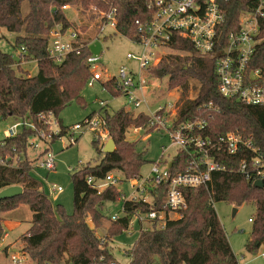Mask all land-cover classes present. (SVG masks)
<instances>
[{"label":"trees","instance_id":"obj_1","mask_svg":"<svg viewBox=\"0 0 264 264\" xmlns=\"http://www.w3.org/2000/svg\"><path fill=\"white\" fill-rule=\"evenodd\" d=\"M24 3L27 13L23 15ZM65 6L76 7L80 14H88L91 19L95 13L115 7V34L134 42L141 37L135 22H146L153 14L150 0H0V28L17 34L13 47L19 51L17 61L0 51V120H29L34 125L33 129L23 128L13 138L0 140V191L12 186L22 189L21 195L0 201V213L20 206L31 211L30 227L20 239L23 252L34 264H110L116 260L109 243L127 230L136 210L145 212L150 205L124 202L125 215L111 221L102 211L106 204L120 200V192L110 185L98 193L87 185L86 179L91 176L103 180L112 172H120L124 181L140 178V170L147 163L146 153L139 152L136 142L126 140L125 135L127 130L135 128L150 133L147 116L122 108L113 113L103 111L102 132L113 140L115 149L111 154H103V146L99 147L93 132L92 146L102 158L94 166H85L70 176L73 191L70 215L61 205L52 204L43 193L41 184L31 173L32 162L26 156L29 139L44 129L39 121L41 115L52 114L58 118L73 102L85 107L82 93L91 78L86 64L89 50L83 47L78 54L70 53L61 63L52 61L47 53V35L54 25L61 24L64 29L73 26L63 11ZM251 6L250 0L223 3L226 18L218 29L221 44L217 50L225 47L227 35L238 29L239 14ZM168 48L177 53L164 56L150 72L156 79L167 78V88L180 92L175 124L205 122L202 136L212 141L238 131L258 149L264 166V105H246L222 97L217 89L215 59L195 55L192 44L186 39L172 34ZM256 55L262 62L264 43ZM30 61L37 63L35 76L17 72L22 62ZM102 88L113 98L120 96L113 79L104 81ZM192 91L195 96L190 98ZM58 126L59 135L52 138L55 141L67 132L61 121ZM251 156L250 152L231 156L220 150L215 161L224 170L212 174L208 187L183 191L187 208L181 218L168 221L163 229L151 228L140 233L125 254L129 264H239L213 207L220 202L236 209L245 204L253 205L245 251L254 254L264 249V179L262 187L257 188L253 181L238 172L242 161L248 164ZM171 162V175L184 173L190 167V154L178 152ZM166 189L164 183L153 192L155 208L163 206ZM103 222H108L109 226L104 236L99 237L96 229ZM3 235L0 220V240Z\"/></svg>","mask_w":264,"mask_h":264},{"label":"built area","instance_id":"obj_2","mask_svg":"<svg viewBox=\"0 0 264 264\" xmlns=\"http://www.w3.org/2000/svg\"><path fill=\"white\" fill-rule=\"evenodd\" d=\"M226 1L150 0V6L153 9L151 19L146 22H135L137 32L141 37L139 41L131 42L138 45L139 52L126 55L128 61L135 62L136 68L129 69L122 66L115 77L107 78V80L113 79L115 91L126 99L127 105H130L135 110L134 112L144 114L140 109L148 108L143 95L147 91L148 79H145L144 76L150 75L148 72L158 59L157 53L160 49L168 48L172 34H177L191 43L195 55L206 59H215L217 89L222 97L235 99L246 105H264V59L259 62L256 55L259 47L264 43V0H250L251 8L242 11L238 16V29L230 32L225 39V47L217 50L221 44L218 29L226 18L223 9V3ZM68 8L69 6L63 7V11ZM93 26L96 29L95 37L85 43L80 42L81 34L75 28L64 29L61 24H55L47 35L48 57L55 63H61L70 53L78 54L83 47L89 50V46L95 42H100V44L101 41L104 42V38L110 36L112 32L116 33L117 9L110 6L106 11L95 13ZM108 30L109 32H107ZM98 56L90 53L86 60L91 72V78L87 82L89 87L93 86L94 82L102 80L101 74L97 71ZM99 104L101 108L106 105L102 101ZM176 107L174 101L159 105L153 111L148 109V114L144 115L148 118L149 128L153 131H164L167 134L177 153L190 154V167L184 173L171 175L169 165H172V162L160 159L153 164L148 177L139 182L130 181L133 195L127 200L121 195L120 200L123 203L149 204L150 208L145 212L136 210L133 213L128 228L124 231L129 234L135 230L139 236L140 233L151 228L163 229L168 221L181 218V213L187 208L183 191L208 187L211 184L212 174L224 170V167L215 161L220 150H224L231 156L250 152L252 154L250 161L247 164L246 160H243L238 172L246 180L253 182L264 179L262 159L251 140H246L238 131H235L220 135L212 141L202 136L206 126L205 122H186L176 125ZM172 112L175 116L172 115L173 119L167 120L166 116ZM52 116V114L41 115L39 118L45 120ZM101 116L97 114L85 118L81 124L74 125L71 128L73 132L70 133V145L76 143L73 134L82 128L92 131L97 128L102 129L104 122ZM23 128L33 129L34 125L29 121L15 120L5 131V138L15 137ZM139 131H141L140 128L133 129L135 134ZM38 138L42 143L46 140V136L42 132ZM36 165L40 169L53 170L55 167L53 155L49 152L45 153L42 160ZM109 175L103 180L87 177V185L100 193L98 183L110 179ZM109 183L115 184L113 180ZM164 183L167 184L165 202L161 208L157 209L153 203V192ZM52 191L59 192L61 188L52 189ZM124 215L122 206L120 214L111 216L110 220L116 221ZM248 222L251 223L252 220L249 219ZM5 257L9 260L8 264H34L22 249L20 251L17 249L7 250ZM110 264L118 263L111 262Z\"/></svg>","mask_w":264,"mask_h":264},{"label":"rangeland","instance_id":"obj_3","mask_svg":"<svg viewBox=\"0 0 264 264\" xmlns=\"http://www.w3.org/2000/svg\"><path fill=\"white\" fill-rule=\"evenodd\" d=\"M21 12L24 15L27 13V5L24 3L21 8ZM69 22L73 24V28L81 34L80 42L88 43L95 37L96 29L94 25V19L88 17V14L82 15L79 13L76 7L69 6L68 10L64 11ZM109 32V30L107 31ZM17 34L10 33L7 30L0 28V51L11 55L14 60L17 61L19 51L13 47L14 39ZM101 53L99 54V62L97 71L101 74V82H94L93 86H85L82 96L85 102V107L82 108L77 103L73 102L68 105L59 114L58 118L54 116L48 117L45 120H39L44 127L39 131L36 136H33L28 141V148L26 151L27 159L32 163V175L41 184L43 193L54 205H61L66 213L70 215L73 211L72 202V185L70 176L73 172L84 168L85 166H94L98 163L102 155L98 154L92 146L94 140V134L96 133V139H98V145L101 148L109 140L107 136L102 135V129L97 128L95 131L82 128V130L75 132L73 137L76 139L74 145H70V133H72V127L76 124H81L85 118L89 115L92 116L102 115L104 110L109 113H113L119 109L130 111L134 114L135 110L127 105V101L124 97L118 96L113 98L102 88V83L107 78L115 77L120 67L125 66L129 69H135L136 64L134 61H128L126 55L128 53L137 54L139 52L138 45L134 44L130 40L111 33L107 36L104 42H101ZM177 52L170 50L169 48L160 49L157 53V61L155 65H158L159 61L168 54H176ZM152 67V68H154ZM151 68V69H152ZM38 68L35 61L22 62L20 69L17 72L28 74V76H35ZM145 79H148L147 91L144 92V98L148 104V108L142 107L140 109L144 114H148V109L153 111L157 106L175 101L177 106L179 91L169 90L167 88V78L156 79L152 73ZM109 80V79H108ZM192 85H197L195 82H191ZM190 98L195 96L192 91L189 93ZM102 101L105 106L101 108L99 102ZM177 113V107L175 108ZM174 112L166 116L167 120H172ZM29 121V120H28ZM58 121H61L62 126L67 128L65 136L53 140V136L59 135ZM15 122V119L8 118L6 120H0V140L5 138V131L7 128ZM31 122V121H29ZM46 127V128H45ZM146 129L133 133L132 129L126 131V140L130 142H136V149L139 152L145 151V159L147 163L140 170V178L136 182L148 177L153 164L157 163L160 159L167 162L176 155L177 150L171 145L169 137L164 131H153L146 133ZM44 133L46 140L42 143L39 141V134ZM37 145V147H35ZM49 152L54 157L55 167L53 170H45L37 167L36 163L42 160L45 153ZM15 158H13V164H15ZM110 179L105 180L103 183L99 182V192L105 190L106 187L111 184L109 181L113 180L115 184L111 185L117 188L120 194L125 200L131 198L133 195L132 184L130 181H124V177L120 172H112L109 175ZM108 182V183H107ZM110 184L108 186H105ZM61 188L59 192H53L52 189ZM123 202L121 200L108 203L103 208L102 214L110 218L115 214H120L122 210ZM214 210L222 225L229 246L238 260L239 264H264V249L260 248L254 254H248L245 251V243L249 236L251 229V223L248 222L253 217L254 207L251 204L242 205L239 208L220 202L214 203ZM236 210V212H233ZM32 213L26 206H20L14 211L7 213H0V220L2 229L4 231L3 238L0 240V264H8L9 260L5 257V252L12 249L21 250L23 243L20 239L30 227ZM91 226V225H90ZM108 222H103L102 226L96 229V233L99 237H103ZM132 234L129 232H123V234L117 238H114L109 243V250L113 253V256L118 264H129V259L125 256L127 250L132 247L137 240L138 233L133 230Z\"/></svg>","mask_w":264,"mask_h":264},{"label":"water","instance_id":"obj_4","mask_svg":"<svg viewBox=\"0 0 264 264\" xmlns=\"http://www.w3.org/2000/svg\"><path fill=\"white\" fill-rule=\"evenodd\" d=\"M102 42V41H101ZM89 51L91 54L98 56L101 53V44L100 42H95L93 45L89 46ZM115 149V144L112 139H109L106 144L104 145L102 149L103 154H111ZM171 167V164L169 165V168ZM263 185L262 180L255 181L253 183L254 187L260 188ZM22 194V189L18 186H12L9 188H6L2 191H0V201L5 200V199H10L13 197H17ZM233 212H236L234 210Z\"/></svg>","mask_w":264,"mask_h":264}]
</instances>
